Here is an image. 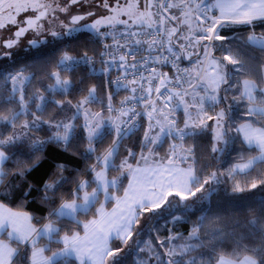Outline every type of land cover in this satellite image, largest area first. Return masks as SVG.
Listing matches in <instances>:
<instances>
[{
  "label": "snow or ice",
  "instance_id": "1",
  "mask_svg": "<svg viewBox=\"0 0 264 264\" xmlns=\"http://www.w3.org/2000/svg\"><path fill=\"white\" fill-rule=\"evenodd\" d=\"M82 2L88 3L90 0H68L63 5L59 0H0L3 13L0 16V29L10 26L15 28L14 38L6 40L4 47L12 48L29 31L39 35L50 30V26L46 28L42 23L49 13L59 19L55 15L57 12L67 13L70 5ZM97 7H103L106 13L97 16L95 12L89 11L86 14L72 15L70 25H80V21L89 16L93 20L79 27H68L65 33L51 31V35L70 36L74 32L85 30L94 34V42L101 44L104 49L98 53L99 62L103 65L99 74L104 78L106 87L115 84L117 90L125 89L132 95L121 101L117 109L111 103L113 92H108L105 110L116 115L104 120L100 113L92 114L85 107L98 102L97 85L82 87L79 91L81 94L86 92L87 95L75 105L76 111L72 117L67 121H45L41 117L46 111V98L27 95L26 85L30 86L35 77L24 76L23 70L15 74L8 73L4 77L11 82L12 89L7 97L0 98V107L15 105L19 110L8 107L10 116H0V233L6 234L15 243L13 247L11 243L0 242V264H57L61 257H75L79 264H105L109 257H116L122 251V248H111L109 242L115 239L126 244L132 239L135 225L144 212H154L164 204L172 209L173 201L169 198H178L176 207L182 208L183 212L175 215L173 211L170 218L176 222L184 219L187 212L194 210L191 205L180 202L205 190L204 185H211L213 182L220 184L222 181L219 175L223 174L212 172L206 178L198 176L193 166L196 164L194 147L186 149L187 154L179 160V163L187 164L188 167H175L176 144L171 145V153L165 156L167 165L172 166L162 164L157 168H147L140 167L139 163H147L149 156L159 155L160 149L168 140L185 141L203 135L212 128V125L204 122L205 116L208 120L215 121L214 141L225 145L229 143L228 132L232 125L226 126L224 122L226 119L233 120L231 113L234 108L241 107L243 111L238 114L249 118L240 124L237 132L244 133V143L249 148L258 149L260 155L229 169L230 178L234 179V172H244L252 168L255 161H264V72L260 70L264 68V64L257 62L256 80L238 78L250 74L249 61L244 60V55L252 60L254 58L250 55L251 52L264 53V31L258 34L254 25L255 21L264 23V0H134L132 3L124 0L123 4L121 0H112V3L109 0H99ZM173 9L177 11L173 12ZM213 9L218 10L219 15H210ZM30 11L32 15L20 18L21 13ZM121 16H127L128 19L121 20ZM172 21L175 24L169 27L168 24ZM117 25H123L125 30L116 29ZM133 25L140 31L132 30ZM231 25L250 26L249 34L235 47L216 44V41L228 39L221 35L220 29ZM108 38H111L112 43L107 42ZM29 43L36 45L38 42L31 40ZM193 49L197 50L193 52ZM213 49L221 53L219 58L212 55ZM201 54L203 59L194 61L193 69L181 67L183 60H191L193 55L199 57ZM95 55L94 51L90 57L88 50L79 59L65 54L57 67L71 73L81 65L92 66L91 73H96ZM138 55L141 56L140 60L135 59ZM130 59L132 63H129ZM205 61L208 62L207 68L203 67ZM228 65H232V68L229 69ZM113 67L123 69V74H118L116 81H112L107 74ZM165 67L173 71L172 77L162 70ZM49 79H55V84L46 88V92L66 94L72 87L71 82L62 80L59 73L51 74ZM80 83L83 85V80ZM185 84L188 85L187 88ZM129 85L133 87L129 89ZM154 93L157 100L162 101V107L158 109L155 101L149 105L148 126L139 140V160L137 152L128 147L124 158L117 164L124 141L135 135L134 129L139 130L142 127L137 122V117L142 116L136 110L137 102L148 101ZM188 96H191V100L185 99ZM37 99L41 103L35 104L33 111L29 103ZM52 103L63 109L60 101ZM68 103L71 105V101ZM206 104L215 113L214 117L207 115ZM222 104L224 107H220ZM180 105L184 106V112L188 116L183 127L170 118L171 112H175ZM189 107L197 109L195 119L188 112ZM217 107H220L218 112ZM82 109L85 115L82 130L86 132L83 142L86 147L80 155L86 162L95 159L87 168L91 178L81 180L77 173L76 178L69 179L64 175V166L58 165L57 178L45 182L40 189L41 203L50 205L51 210L45 217L48 222L37 229L32 224L33 217L28 213L14 212L5 206L3 200L12 196L16 187L12 183L6 185L5 181L10 174L24 177L26 171H31V168H25V164L37 154L43 153L49 144H55L64 151L74 150L72 141L77 127L74 121ZM165 109L170 111L165 112ZM153 113H158L160 118L153 120ZM22 117L25 119L21 125L22 131L8 134L11 129L16 128ZM43 124L48 125L51 133L46 140L35 139L29 135L40 130ZM256 124L260 126L256 127ZM109 136L112 137L110 147L103 155L97 156V146ZM25 141H30L29 161L18 159L15 153L9 151ZM222 150L215 144L211 149L213 153ZM9 160H13L15 170L6 168ZM130 160L136 162L138 167L133 168ZM241 160H244L243 155ZM114 172L118 175L109 179ZM129 176L131 179L124 188V181ZM67 184H74V187L62 192ZM251 187L254 189L257 184L253 182ZM121 190L122 197L113 195V192L118 193ZM243 190L238 184L233 188V191ZM31 191L29 185L28 190L22 193L24 201H27ZM207 191L211 193L213 189L208 188ZM101 197L105 203L115 202L116 207L111 213L104 212L103 204L96 208L101 203ZM93 209L100 219L84 225L83 239L78 232L70 231L63 237L54 239L64 231L63 227H57L58 223L67 220L69 224L79 225L78 217L88 215ZM261 215L264 216V213ZM206 222H211V218L206 214L201 215L192 224L187 236L177 233L169 234L165 239L157 237L156 243L163 252L154 250L149 242L146 245L147 258H140L142 264H148V260L153 259L158 264H264V219L248 221L250 231L246 235L224 232L218 228L206 230ZM42 237L54 240L55 244L63 247L59 251H52L50 247L41 248L37 239ZM226 242L232 244L231 251L227 255L219 254ZM135 243L137 252H145L140 241ZM46 251L51 252V255L45 256ZM64 264H68L67 259ZM113 264H116L115 260Z\"/></svg>",
  "mask_w": 264,
  "mask_h": 264
},
{
  "label": "trees",
  "instance_id": "2",
  "mask_svg": "<svg viewBox=\"0 0 264 264\" xmlns=\"http://www.w3.org/2000/svg\"><path fill=\"white\" fill-rule=\"evenodd\" d=\"M256 32L259 34L264 31V23L260 21L254 22ZM250 26L246 25H231L220 29L221 35L226 36L228 39L225 41H216V44H224L226 47H235L237 43H241L244 38L249 34ZM95 36L88 32H81L76 34L72 38H57L49 40L43 43H37L33 47H29L23 53L12 54L11 58H0V98L7 97L11 92L10 81H6L4 77L8 73L14 74L16 71L23 70L24 74L29 77H35L31 81V85L27 86V95L29 96H44L48 101L46 105V111L41 117V120L45 121H67L72 117L75 112L74 104L80 99L84 98L87 93L81 94L79 91L82 87H90L91 85H97L98 102L89 105L91 108L98 107L107 103L108 92H113L112 104L116 102L122 94L117 91H113L110 87H106L105 80L99 74L102 68L101 63L97 60L94 64L96 73H91V68L77 67L75 71L69 73H61V78L71 82L72 87L68 90V93L61 94L60 92L49 93L45 89L49 88L53 84V79H49L51 73L55 69V64L59 61L61 56L67 54L69 56L79 57L81 54L88 50L89 55H93L95 51L96 57L98 56L99 43L94 42ZM212 55L219 58L221 53L215 49L212 50ZM250 55L254 58L249 60L248 55H244V60L249 61V75H241L239 79H252L256 80V71L259 62L264 64V53L259 51H253ZM227 63V62H225ZM231 69L232 65H228ZM264 72V68L260 69ZM83 80V85L80 81ZM18 100V96L16 97ZM52 101H60L63 105L61 109L58 105L52 103ZM71 101V105H69ZM41 103L40 100H35L29 103L31 110L35 111V104ZM77 103V104H78ZM223 105V104H222ZM221 105V106H222ZM8 107L18 111V107L15 105L0 107V116H10ZM95 110V109H93ZM105 110V109H103ZM243 109L239 106L234 108L231 113L233 120L226 119V126L231 124V131L228 132L229 143L221 148L222 151L213 153L211 151L213 145L212 128L203 133V135L197 136L195 139L188 138L185 141H179L180 146L188 149L193 148L195 151L196 164L193 165L196 169V174L202 178H206L212 172H217L219 179L222 181L220 184L212 183L211 185H204L203 191L196 192L194 196H191L188 200L180 202L181 204L191 205L194 211L187 212L184 215V219L179 222L172 220L171 214L174 211L175 215H181L182 208L176 207V203L173 202L172 209L168 208V205L161 207L159 210L151 212L149 216L141 215L139 222L135 225V231L132 239L128 240L126 244L120 240H111L109 246L113 249L126 247L125 250L116 257H111L107 264H142L140 258H147L148 250L146 245L150 242L152 248L156 251L163 252L156 243V238L165 239L169 234H183L187 236L191 230L192 224L195 223L197 218L201 215H208L211 218V222H206V230L221 229L224 232H232L237 235L247 234L250 231L248 221L261 218L264 216V161L254 162L253 167L245 172L232 173L233 178L229 177V169L237 163L244 162L252 158L256 154V150L253 148L245 147L242 143L239 134L236 131L238 124L249 118L239 115ZM100 113L103 118L107 117L106 112ZM23 117L20 119L22 121ZM31 119V118H29ZM85 120L83 116H78L74 123L77 125L75 130V138L72 141L73 149L71 151H64L62 148L57 147L55 144H49L45 147L43 153L37 154L34 158L30 157V141H25L20 146L10 149L9 151L16 154V158L29 161L25 164V168H31V171H26L24 177H18L9 175L5 184L12 183L15 185L14 193L12 196L3 200V203L8 208L26 212L33 217V224L35 226L41 225L43 222L48 221L45 217L48 216L51 210L50 205L41 203L40 189L45 182H50L52 179H56L59 175L57 166L63 165L66 169L65 176L69 179L76 178L79 173V179H90L87 173V168L95 162L93 158L90 161H85L80 155L84 151L86 144L83 142V137L86 132L82 130V125ZM144 123V122H143ZM18 124V123H17ZM210 124V123H207ZM212 125V124H210ZM256 126H260L256 124ZM213 127V126H212ZM13 131H9L11 134ZM19 132V131H18ZM47 124H43L40 130L33 131L29 135L35 139L46 140L50 135ZM143 134V125L139 130L135 131V135L131 139L124 141V146L120 149V157L117 159V164L126 154V148L131 147L134 151L139 150V140ZM112 137L109 136L102 144L97 146L96 155H103L107 148L111 145ZM166 145V142L163 144ZM162 149V148H161ZM160 149V151H161ZM159 151V152H160ZM244 156V160H241V156ZM34 165V166H33ZM6 168L15 170V164L13 160H9L6 164ZM55 174V175H54ZM117 173H112L110 177H115ZM257 184L256 188H252V183ZM125 184V181H124ZM240 185L243 191H233L235 185ZM31 186L32 191L27 198V201L23 200L22 193L28 190V186ZM74 187V184L65 185L62 192L68 188ZM124 187V185H123ZM208 188L213 189L211 193L207 191ZM195 191V189H193ZM120 192H114L116 196L120 195ZM201 197H208V199H201ZM172 201L178 200V198H172ZM111 203H105L108 207ZM58 207V205H57ZM168 209V210H166ZM95 216V209L88 215H80L79 225L74 223L69 224L67 220L62 223H58L57 227H63L64 231L59 233V236H55L54 239H58L60 236L65 235L67 232H81L83 222ZM217 217L219 219H217ZM203 236V234H201ZM136 241L141 242V246L145 247V252H137ZM247 242V241H246ZM254 243L257 241H253ZM15 247V243L11 242ZM40 244L45 247H50L52 251L59 250L62 245L55 244L54 240H40ZM232 248L230 242H226L223 250L219 254L227 255ZM46 255L51 252H45ZM67 259L68 264H79V261L74 258L58 259L57 264H64ZM148 264H158L156 260H148Z\"/></svg>",
  "mask_w": 264,
  "mask_h": 264
},
{
  "label": "rangeland",
  "instance_id": "3",
  "mask_svg": "<svg viewBox=\"0 0 264 264\" xmlns=\"http://www.w3.org/2000/svg\"><path fill=\"white\" fill-rule=\"evenodd\" d=\"M59 2H60L61 5H63L65 3H67V0H59ZM128 2L129 3H132V2H134V0H128ZM109 3H112V0H109ZM121 3L123 4L124 3V0H121ZM98 4H99V0H90V2H88V3H83L82 2L80 4L70 5L67 13H65V12H57L55 14L56 16L59 17V19H55L54 16H53V17H49L48 19H45L43 21V23L46 25V28H49V26H50V30L43 31L39 35H37L35 32L29 31L28 33L25 34V36H22L20 38V40H19V43L15 44L12 48H6V47H4V42L6 40H8L9 38H14L13 37V32L15 31V28L10 26L9 28L0 29V58H4V59H8L9 58L10 59L11 56H12V54H18V53L25 52L26 50L29 49V47L31 45L29 42L31 40H36L38 43H43V42H47L49 40H53V39H57V38H65V39L72 38L73 36H75L76 34H79L81 32H78V33L77 32H74L70 36L69 35H59L57 37H53L51 35V31H56L57 33H65V32H67L68 27H79V26L84 25L86 23H91L92 20H93V17L89 16L85 20L80 21V25H70V20H69L68 17L70 15L72 16V15H76L77 13H87L89 11L95 12L97 14V16L104 15L106 13V10L103 7H97ZM32 14L33 13L31 11L28 12V13H21L20 14V18H22V17H24L26 15H32ZM108 14L110 15L111 13H108ZM2 15H3L2 9H0V16H2ZM120 19L121 20H127L128 17L127 16H121ZM129 23H131V21ZM171 24L172 23H169L168 26L171 27L172 26ZM133 26H135V25H133ZM120 28H124V26L123 25H117L116 26V29L119 30ZM116 29H114L113 31H116ZM102 30H105V29H102ZM82 32H87V31L85 30V31H82ZM9 53H10V55H8ZM63 56H61V58ZM72 57H74V56H72ZM200 59H203V57L201 56ZM58 64H59V61L55 64V69H54L53 73H59L60 78H61V75H62L61 73H65V72L64 71H61V69L59 67H57ZM206 67H208V65ZM15 73H17V71ZM23 75L29 77V75H27V74H24L23 73ZM61 79L64 80L63 78H61ZM54 84H55V79H53V84L52 85H54ZM10 85H11V89H12L11 82H10ZM196 90L199 91V89H196ZM222 94H223V92L221 91V95ZM201 95H203L202 92H201ZM229 99H231V97H229ZM81 100L82 99H80V101ZM186 100H191V96L186 97ZM77 103H78V101L74 105H76ZM107 104H108V101H107L106 105ZM115 104H116V102H114L113 107L115 106ZM106 105L103 106V104H102V105H100L98 107H95V108H91L90 106H85V107L88 110V112H90L92 114H94L96 112H106L108 114V116L105 117V118H103V119L104 120H107L110 117H114L116 115V113L107 112L106 110H103V109H105ZM220 107H224V105H222ZM220 107H217L216 108V111L217 112L220 110ZM74 108H75V106H74ZM93 109H95V110H93ZM179 110L181 111L180 114H178L179 113ZM205 110L207 111V115L213 116V117L215 116V113L213 111H211L210 109L207 108V104L205 105ZM75 111H76V109H75ZM188 112L191 114V116H192L193 119L196 118V113H197V109L196 108L189 107ZM80 116H83L84 117V120H85L84 109L81 110ZM159 118L160 117H159L158 113H153V120L159 119ZM170 118L171 119H174L180 125V127H183L184 120L188 118V116H186V114L184 112V106L183 105H180L179 108L175 112H171ZM24 122H25V119H22V121L19 120L17 122L18 124H17L16 128L11 129V130L13 132H18V131L20 132V131H22L21 125ZM204 122L205 123L212 124V126H213L212 127V134L214 136V132H215V121H214V119L213 120H208L207 117L205 116L204 117ZM224 123L226 125V120H225ZM142 125H143V133H144V131L147 129V126H148V117L146 118V124L143 123ZM142 136H143V134H142ZM174 143H176V145H177L176 156H179V155L183 154V151L181 149L184 148V147L180 146V143L178 142V140H176V141L168 140L166 142V145H163L162 146V149L159 152V155L149 156L148 162L145 163L144 161H140L139 166L140 167H147V168H152V167L156 166L158 164V162H161L160 157H162V156H164L166 154L171 153V145L174 144ZM168 144H170V145L168 146ZM214 144H215V146L217 148H222L224 146V144H222V143H216L214 141V139H213V145ZM213 145H212V147H213ZM146 155H147V153H146ZM180 158L181 157H178V159H180ZM137 160H139V152L137 154ZM129 162L132 163V167L133 168L138 167V165H137L136 162H133L131 160ZM115 177H110L109 176V179H114ZM130 179H131V177L129 176L128 177V180H130ZM113 195L116 196L114 192H113ZM169 199H172V198H169ZM173 202L176 203L175 201H173ZM101 204L104 205V212L105 213H111L112 210H113V208L116 207L115 202H111V204H110L111 207H110V205L108 207H106L105 206V202L103 200V197H101V203L98 204L99 205V208H100ZM166 205L164 204V206H166ZM161 207H163V205ZM96 208L98 209V207H96ZM160 208L155 209V210H159ZM150 213L151 212H144V215L147 217V216H149ZM96 219L99 220L100 217L98 215H96ZM125 248L126 247H123L122 248V251H120L117 255H120L125 250ZM59 250H57V251H59ZM110 259H111V257H109L105 261V264H107Z\"/></svg>",
  "mask_w": 264,
  "mask_h": 264
},
{
  "label": "crops",
  "instance_id": "4",
  "mask_svg": "<svg viewBox=\"0 0 264 264\" xmlns=\"http://www.w3.org/2000/svg\"><path fill=\"white\" fill-rule=\"evenodd\" d=\"M177 10H175V9H173V12H176ZM210 15H219V12H218V10H216V9H213L212 10V12L210 13ZM172 24V26L175 24V21H172L171 22ZM193 23H195V21H193ZM135 27V26H134ZM121 29V28H120ZM197 49H193L192 51L193 52H195ZM201 51H202V49H201ZM201 56H202V54L198 57V56H196V55H193L192 57H191V60H188L187 61V65H188V68H190V69H193L194 68V65H193V62L194 61H196L197 59H200L201 58ZM203 57V56H202ZM208 65V62L207 61H205V64L203 65V67L204 68H207L206 66ZM192 75L194 76L195 75V71H193L192 72ZM194 83H195V81H193ZM186 99V98H185ZM179 108V107H178ZM177 108V109H178ZM176 109V110H177ZM166 112V111H165ZM179 112H181L180 110H179ZM242 123V122H241ZM240 123V124H241ZM240 124H238L237 125V127H236V131H237V128H239V126H240ZM256 126V125H255ZM256 127H259V126H256ZM238 134H239V136H240V139H241V141H242V143L244 144V146L245 147H248V145L246 144V143H244V133H242V132H237ZM177 143V142H176ZM176 143H174V144H176ZM249 148V147H248ZM253 149H255L257 152H256V154L253 156V157H255V156H258V155H260V153H259V150L258 149H256L255 147H253ZM170 154V153H169ZM164 157H160V160H161V162H158V164L156 165V166H154V167H152V168H157V167H160L162 164L163 165H166V166H172V165H167V159H163ZM251 159V158H250ZM247 161V160H246ZM246 161H244V162H241V163H237V164H242V163H245ZM257 161H259V160H257ZM257 161H255V162H257ZM236 165V164H235ZM234 165V166H235ZM174 166L175 167H177V168H180V169H184V168H186V167H188V166H186V165H181L180 163H178V162H176L175 160H174ZM246 170H248V169H246ZM245 170V171H246ZM239 172V171H238ZM165 176H167V174H165ZM128 179H126L125 180V185H124V188H126L127 187V184H128ZM119 197H122L123 196V190H122V192H121V194L120 195H118ZM7 207V206H6ZM96 207H98L99 208V205L97 204L96 205ZM110 207H111V205H110ZM8 208V207H7ZM8 209H10V208H8ZM11 211H14V212H17V211H15V210H12V209H10ZM20 212V211H19ZM92 220H97L96 219V211H95V216L94 217H92V218H90V219H88L87 221H85V222H83V224H82V231L81 232H79V235H80V237L83 239L84 238V236H85V229H84V225L85 224H88L89 223V221H92ZM48 221H45V222H43L41 225H39V226H35L34 224H33V222H32V224H33V226L34 227H36L37 229H39V228H41V227H43V225L44 224H46ZM89 230H91V229H89ZM64 235H62V236H60L59 238H61V237H63ZM40 240H49V238H47V237H42V238H38L37 239V244H38V246L39 247H41V248H44L41 244H40ZM0 242H4V243H11V242H13L14 243V241H10L9 240V238L7 237V235L6 234H4V233H0ZM12 245V244H11ZM62 247H63V245H62ZM44 255L45 256H50L51 254H48V255H46L45 253H44ZM71 258H74L75 259V257H71ZM78 261V260H77Z\"/></svg>",
  "mask_w": 264,
  "mask_h": 264
},
{
  "label": "built area",
  "instance_id": "5",
  "mask_svg": "<svg viewBox=\"0 0 264 264\" xmlns=\"http://www.w3.org/2000/svg\"><path fill=\"white\" fill-rule=\"evenodd\" d=\"M110 43H112V41H111ZM135 59H136V60H140V59H141V56L138 55ZM132 62H133V61L130 59V60H129V63H132ZM181 67L183 68L184 66L181 65ZM165 68H167V67H165ZM165 68H163L162 70L166 72ZM111 71H112V73H113V75L111 76L112 81H116V79H117V75H118V74H120V75L123 74V69H119V68H117V67H113V69H112ZM128 79H131V77H128ZM113 85H115V84H113ZM137 87H138V86H137ZM162 90H163V89H162ZM131 95H132V93L130 92V94L128 95V97L131 96ZM145 95H146V93H145ZM125 99H126V98H125ZM125 99H124V100H125ZM153 101H158V102H160V103L162 104V101L157 100L156 95H155V93H154V94L152 95V97H151L148 101H146V102H137L136 110H137L138 112H141L142 115H143L145 112H147V111L149 110V105H151V103H152ZM119 106H120V103H119V105H118V108H119ZM140 118H141V116L137 117V122H138V124H139V122H140Z\"/></svg>",
  "mask_w": 264,
  "mask_h": 264
},
{
  "label": "flooded vegetation",
  "instance_id": "6",
  "mask_svg": "<svg viewBox=\"0 0 264 264\" xmlns=\"http://www.w3.org/2000/svg\"><path fill=\"white\" fill-rule=\"evenodd\" d=\"M67 2H68V0H67ZM77 14H86V13H77ZM49 17H53V14H52V13H49V16H48L46 19H48ZM68 18H69V20H70L71 15H70ZM42 23H43V21H42ZM24 36H25V35H24ZM33 46H35V45H30V47H33Z\"/></svg>",
  "mask_w": 264,
  "mask_h": 264
}]
</instances>
